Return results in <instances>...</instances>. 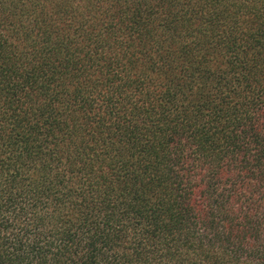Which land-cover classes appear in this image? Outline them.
<instances>
[{
	"label": "trees",
	"instance_id": "16d2710c",
	"mask_svg": "<svg viewBox=\"0 0 264 264\" xmlns=\"http://www.w3.org/2000/svg\"><path fill=\"white\" fill-rule=\"evenodd\" d=\"M0 264H264V0H0Z\"/></svg>",
	"mask_w": 264,
	"mask_h": 264
}]
</instances>
